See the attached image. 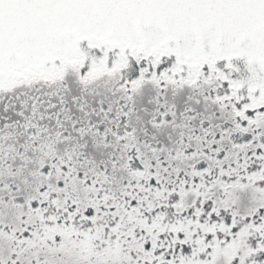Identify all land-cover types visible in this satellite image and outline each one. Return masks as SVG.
I'll list each match as a JSON object with an SVG mask.
<instances>
[{
    "label": "snow or ice",
    "instance_id": "6c2138e0",
    "mask_svg": "<svg viewBox=\"0 0 264 264\" xmlns=\"http://www.w3.org/2000/svg\"><path fill=\"white\" fill-rule=\"evenodd\" d=\"M0 264H264V0H0Z\"/></svg>",
    "mask_w": 264,
    "mask_h": 264
}]
</instances>
